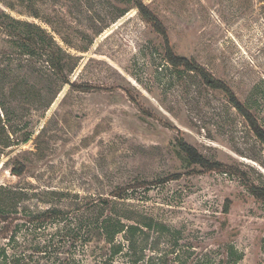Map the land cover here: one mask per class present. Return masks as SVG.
Listing matches in <instances>:
<instances>
[{
	"label": "rangeland",
	"instance_id": "374dc122",
	"mask_svg": "<svg viewBox=\"0 0 264 264\" xmlns=\"http://www.w3.org/2000/svg\"><path fill=\"white\" fill-rule=\"evenodd\" d=\"M142 1L165 25L174 53L225 82L264 127V0ZM0 6L53 31L49 19L58 42L76 56L74 86L64 85L48 107L35 79L29 104L6 100L11 130L29 139L0 155V185L27 196L20 212L0 218V247L31 246L33 236L16 227L29 211H71L109 198L141 228L131 251L118 236L125 244L113 264H264V199L249 190L264 188V148L225 93L167 63L163 37L133 0H2ZM8 40L0 33V66L23 77L26 68L9 56ZM180 141L221 165H186ZM170 176L177 178L161 182ZM149 218L152 229L143 224ZM41 234L42 242L60 238L53 224L35 237ZM107 247L101 238L78 242L62 257L95 264Z\"/></svg>",
	"mask_w": 264,
	"mask_h": 264
},
{
	"label": "trees",
	"instance_id": "16d2710c",
	"mask_svg": "<svg viewBox=\"0 0 264 264\" xmlns=\"http://www.w3.org/2000/svg\"><path fill=\"white\" fill-rule=\"evenodd\" d=\"M6 4L7 8L14 9L11 1ZM133 5L163 37L167 63L176 69L182 67L186 71L195 72L207 86L225 93L228 102L245 120L250 131L264 148V127L249 107L225 82L215 78L202 65L176 55L170 45L165 25L142 0H133ZM36 10L30 9V14L38 18L40 15ZM46 23L52 27L53 31H49L35 21L13 16L0 6V33H6L9 37V56H13V59L18 61L19 69L26 68L28 73L20 77L16 69L0 66V110L2 111V116L0 111V155L6 148L27 142L29 139L28 132L24 131L15 135L13 133L15 131L11 130L13 126L9 115L13 108L7 107V99L18 100L19 104H29L35 94L36 80L43 83L46 90L44 106L48 107L64 85L74 86L70 76L76 67V56L58 42L55 36L57 30L53 23L49 19H46ZM19 118L22 121V118ZM21 124V128L26 125L25 122ZM177 146L186 165L197 164L207 169H214L221 165L219 162L210 161L196 147L187 142L180 141ZM12 172L15 175H21L23 169L14 167ZM173 178L177 177L170 176L161 182ZM249 190L256 197L264 199L263 187L252 184ZM26 196L27 193L22 188L20 190L16 187L0 185V218L7 221L13 212H20L19 204ZM119 198L124 197L120 195ZM81 204H83L81 207L71 211L57 206L47 207L38 212L29 211V214L23 217V222H18L16 225V227H25L27 236H33L29 239L31 246L26 248L29 251L15 246L10 248L2 246L0 247V264H76L70 257H62V254L68 253L69 249L78 242H92L98 238H101L109 247L105 252L106 257L98 259L95 264H113L115 255L121 254L125 244L118 239L120 235L127 240L129 250H133L136 242L134 233L141 229L140 223L127 213L126 208H120L121 203L108 198L99 201L90 199ZM148 220L143 224L145 228L152 229L153 220L151 218ZM52 224L59 228L60 238L55 239L51 236L42 242L41 236L44 234L35 237L38 229ZM143 258L144 254L138 260ZM150 262V264H156L153 261Z\"/></svg>",
	"mask_w": 264,
	"mask_h": 264
}]
</instances>
